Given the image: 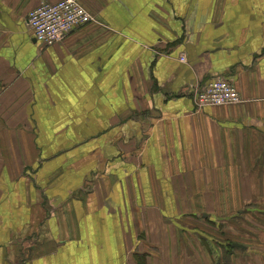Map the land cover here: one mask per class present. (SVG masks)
<instances>
[{
  "label": "crops",
  "instance_id": "obj_1",
  "mask_svg": "<svg viewBox=\"0 0 264 264\" xmlns=\"http://www.w3.org/2000/svg\"><path fill=\"white\" fill-rule=\"evenodd\" d=\"M57 1L0 0V264H222L241 210L202 208L264 199V0H77L41 48ZM218 77L241 103L196 108Z\"/></svg>",
  "mask_w": 264,
  "mask_h": 264
},
{
  "label": "built area",
  "instance_id": "obj_2",
  "mask_svg": "<svg viewBox=\"0 0 264 264\" xmlns=\"http://www.w3.org/2000/svg\"><path fill=\"white\" fill-rule=\"evenodd\" d=\"M95 22L77 0H61L54 4L41 3L27 16V27L41 48L60 43L68 34L84 25ZM185 62V58H181ZM241 97L231 82L214 78L203 88H195L193 104L196 108L232 106L241 103Z\"/></svg>",
  "mask_w": 264,
  "mask_h": 264
},
{
  "label": "rangeland",
  "instance_id": "obj_3",
  "mask_svg": "<svg viewBox=\"0 0 264 264\" xmlns=\"http://www.w3.org/2000/svg\"><path fill=\"white\" fill-rule=\"evenodd\" d=\"M258 170H260V168H258ZM263 172L256 171L257 176H262ZM253 186L256 192L263 194V182L253 184ZM187 202H189V200ZM238 206L239 205L234 206L230 204L229 200L226 199L224 205L222 202L218 205L213 202L207 208H202L203 211L219 210L222 212L223 210L224 212L230 211L235 214H237V212L234 210H241L240 215L237 214L238 216H236L237 220L235 222H232L233 215L226 216L223 213L219 215L223 222L227 220L223 225L225 228H223L222 232L216 230L212 231L211 229L208 231L210 235L209 242L214 250L213 253L216 255L217 252H219L220 244L227 246L228 242H232V245L241 244L245 247V250L234 248V251L232 250L231 256L228 259L225 258L224 260L223 257L222 264H264V214H259L261 211L264 212V199H242L241 205ZM250 206L253 207V210H248V208H251ZM238 258L240 261L238 260L234 263V259ZM211 264H215V260Z\"/></svg>",
  "mask_w": 264,
  "mask_h": 264
},
{
  "label": "trees",
  "instance_id": "obj_4",
  "mask_svg": "<svg viewBox=\"0 0 264 264\" xmlns=\"http://www.w3.org/2000/svg\"><path fill=\"white\" fill-rule=\"evenodd\" d=\"M73 32H74V31H73ZM73 32H71V33H73ZM71 33H70V34H71ZM70 34H68L67 36H69ZM67 36H66V37H67ZM66 37H65V38H66ZM65 38H64V39H65ZM222 246H223V245H222ZM222 246H220V247H221V249H222V251H223V257H224V260H225V258L228 259V258L231 256L232 250L234 251V247L232 246V242H231V243L228 242V243H227V246H225V245H224L223 247H222ZM225 255H226V256H225Z\"/></svg>",
  "mask_w": 264,
  "mask_h": 264
},
{
  "label": "water",
  "instance_id": "obj_5",
  "mask_svg": "<svg viewBox=\"0 0 264 264\" xmlns=\"http://www.w3.org/2000/svg\"><path fill=\"white\" fill-rule=\"evenodd\" d=\"M232 246H233V247H237V248H244L243 246H240V245H238V244H233Z\"/></svg>",
  "mask_w": 264,
  "mask_h": 264
}]
</instances>
